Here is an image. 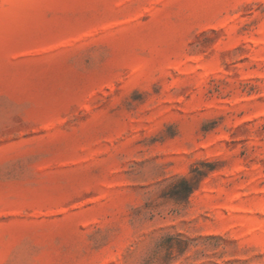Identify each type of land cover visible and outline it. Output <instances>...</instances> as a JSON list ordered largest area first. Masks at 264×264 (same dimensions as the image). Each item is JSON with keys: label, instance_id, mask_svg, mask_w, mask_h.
<instances>
[{"label": "rangeland", "instance_id": "374dc122", "mask_svg": "<svg viewBox=\"0 0 264 264\" xmlns=\"http://www.w3.org/2000/svg\"><path fill=\"white\" fill-rule=\"evenodd\" d=\"M0 264H264V0H0Z\"/></svg>", "mask_w": 264, "mask_h": 264}, {"label": "trees", "instance_id": "16d2710c", "mask_svg": "<svg viewBox=\"0 0 264 264\" xmlns=\"http://www.w3.org/2000/svg\"><path fill=\"white\" fill-rule=\"evenodd\" d=\"M175 184L176 195L180 197L187 198L193 192V187L186 177L178 178Z\"/></svg>", "mask_w": 264, "mask_h": 264}]
</instances>
